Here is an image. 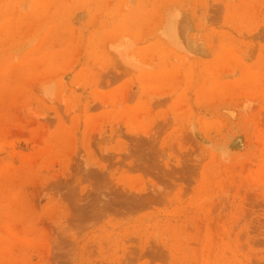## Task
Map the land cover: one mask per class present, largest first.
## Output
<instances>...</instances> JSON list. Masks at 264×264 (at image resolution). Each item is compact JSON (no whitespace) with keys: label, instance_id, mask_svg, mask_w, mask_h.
<instances>
[{"label":"rangeland","instance_id":"1","mask_svg":"<svg viewBox=\"0 0 264 264\" xmlns=\"http://www.w3.org/2000/svg\"><path fill=\"white\" fill-rule=\"evenodd\" d=\"M0 264H264V0H0Z\"/></svg>","mask_w":264,"mask_h":264}]
</instances>
